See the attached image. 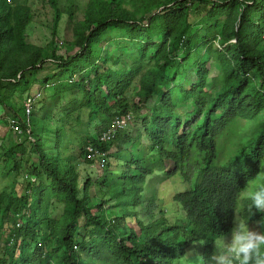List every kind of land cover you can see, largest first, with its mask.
Instances as JSON below:
<instances>
[{
  "label": "trees",
  "instance_id": "trees-1",
  "mask_svg": "<svg viewBox=\"0 0 264 264\" xmlns=\"http://www.w3.org/2000/svg\"><path fill=\"white\" fill-rule=\"evenodd\" d=\"M47 2L55 37L60 12L57 0ZM195 14L200 19L191 20ZM27 23L24 8L0 0V104H6V90H27L32 83L39 89L54 84V96L67 102L49 99L28 117L8 107L28 144L30 179L21 196L5 201L0 193V215L11 224L0 264H177L190 251L202 264L229 233L237 209L246 222L264 219V212L248 210L257 186L250 187L264 177V0H144L135 11L122 7V0H88L72 53L54 39L49 53L27 43ZM119 40L129 55L123 63L113 55L112 64L122 65L111 69L110 51L100 47ZM202 54L218 65L214 74ZM180 69L186 85L175 83ZM132 83L140 89L138 102H153L140 118L142 131H113L112 154L122 153V166L110 171L111 183L106 173L98 181L101 189L112 184L109 210L90 196L89 182L79 180L80 162L72 155L84 161L87 147L107 151L110 139L99 137L128 112L123 94ZM63 90L81 97L59 94ZM184 105L190 107L186 113H177ZM80 107L89 108L100 135L69 146L63 157L60 113L68 118ZM52 119L59 122L54 131ZM247 123L249 135L227 154L237 127ZM140 136L155 159L144 146L137 154L124 149V143L134 148ZM176 174L181 185L172 200L183 216L168 223L161 209L156 212L153 181ZM1 242L0 235V250Z\"/></svg>",
  "mask_w": 264,
  "mask_h": 264
},
{
  "label": "rangeland",
  "instance_id": "rangeland-1",
  "mask_svg": "<svg viewBox=\"0 0 264 264\" xmlns=\"http://www.w3.org/2000/svg\"><path fill=\"white\" fill-rule=\"evenodd\" d=\"M106 1V0H104ZM144 0H122V7L130 11H135L136 7L143 2ZM155 3H161L163 0H152ZM11 6H20L26 10L28 23L25 27L24 36L25 41L36 47H39L46 52H50L51 40L54 41L62 47H65L69 53H72L77 47V32L79 24L84 19V14L88 0H57V6L60 12V21L57 26V34L55 37L51 35V24L53 17V10L49 6L47 0H7ZM198 10L201 12L204 10V7H199ZM191 20L200 19L199 14L190 16ZM255 19H260V16L256 15ZM109 35L113 38L119 37L118 32L110 31ZM122 39V38H121ZM154 40L159 39V35L153 36ZM217 45V42L214 43ZM104 47L109 49V60L107 65L111 69H118L121 67L123 60L129 55L130 47L126 44L125 40H119V42L111 41L108 45H102L100 47L101 51L104 50ZM118 55L121 59L120 64H112L111 57L113 55ZM103 53L100 52L99 56L102 57ZM202 60L205 61L207 67L209 68V74H214L218 65L211 60H207V57L202 54ZM128 67H132L131 63L127 64ZM186 72L183 69H180V72L176 78L175 83H180L186 85L187 81L184 80ZM24 90V91H23ZM140 89L136 83H132L123 94V102L128 105V112L131 113V120L124 127L115 128V129H127L130 133H139L142 131L141 120L142 114L150 109L153 102V98L147 102H138L140 97ZM56 87L54 84H47L45 88H38L37 83H32L27 90H17V91H5V101L6 104H0V193L5 194V201H8L10 198L15 196H21L26 193L27 183L30 179L28 169L30 163L27 160L28 155L30 154L28 144L25 140V135L22 132L20 126H18L17 121L9 114L8 109L11 106L15 111L18 117H28L32 110L36 112L39 111V106L41 104H46L49 99H52V103L58 105L59 103L67 102L66 99H60L56 96ZM59 94L67 96L70 95L73 99H80V93L68 92L63 90ZM140 104V109L136 110L135 104ZM189 105H184L182 108L177 107L176 112L180 114H185L189 109ZM89 108L83 107L79 109H73L70 112L69 117L65 118V114L60 113L61 118V134L63 147L61 152L63 157L68 153V147L71 149L79 145L81 141H84L89 135L99 137V132L96 130L98 122L96 120H89L87 115ZM58 110L56 107L53 108L52 112L56 113ZM59 125L57 120L52 119V131L55 130V126ZM111 128V127H109ZM114 129V130H115ZM252 129V124L247 123L244 125H239L236 129L234 137L230 140L225 152L230 154L234 150L240 141L246 138L249 135V132ZM113 130V131H114ZM112 139V138H111ZM107 141V151L102 152L98 147L97 154L91 155L87 153L86 160L81 161V158L77 157L75 153L72 155V162H80L76 165V169L79 174V180L83 181L84 179L89 182V194L93 197L94 201L100 202L103 207H107L111 210V205L115 203V199L111 196V185H108L105 189H101L98 181H100L101 176L106 173L108 181L111 183L113 177L112 172H115L120 168L123 162L122 156L120 153L119 156L114 157L113 151L116 150L114 144ZM146 140H142V136L137 137L135 147H131L130 143H124L123 147L125 150L137 154L138 151L144 146L145 152L150 155L151 159H155L157 154L155 151H151L149 144L145 143ZM125 153V152H124ZM127 155V154H126ZM126 157H129V156ZM17 165V166H16ZM107 166V167H106ZM107 169L106 172L104 169ZM118 173V172H117ZM264 183V177L258 179L254 186H251V189H254L259 184ZM81 184V183H80ZM144 189V195L147 194L145 187L147 183L142 184ZM154 190L157 197V206L156 212L158 209L162 210L164 217L167 219L168 223L175 221L176 217H182L183 213L176 202L172 200V194L175 189L180 187L179 176L176 174L171 178L165 179L163 181L154 178L153 181ZM120 188V183L117 186ZM120 190V189H119ZM247 190V189H246ZM245 190V191H246ZM244 191V192H245ZM130 211L133 210L131 207L128 208ZM136 211L139 210V206L135 208ZM239 209L236 210L234 220L242 219ZM247 226L250 229L256 231L264 230V219L255 221V222H246ZM0 235H1V250L0 256L5 254V245H6V229L10 226V222L4 216L0 215ZM134 228L137 229V226L133 224ZM229 233L224 236L225 240L228 239ZM215 251V248L213 252ZM197 258L193 255V252L190 251L189 257H183L181 262L177 264H196Z\"/></svg>",
  "mask_w": 264,
  "mask_h": 264
},
{
  "label": "clouds",
  "instance_id": "clouds-1",
  "mask_svg": "<svg viewBox=\"0 0 264 264\" xmlns=\"http://www.w3.org/2000/svg\"><path fill=\"white\" fill-rule=\"evenodd\" d=\"M248 210L252 214L264 212V185H258L248 197ZM247 219L233 220L225 240L224 235L216 241L215 251L202 264H264V231L250 229Z\"/></svg>",
  "mask_w": 264,
  "mask_h": 264
},
{
  "label": "built area",
  "instance_id": "built-area-1",
  "mask_svg": "<svg viewBox=\"0 0 264 264\" xmlns=\"http://www.w3.org/2000/svg\"><path fill=\"white\" fill-rule=\"evenodd\" d=\"M130 119H131V113L130 112H127L123 116L115 117L114 120L112 121L111 128H109L106 131L102 132V134L100 135L99 139L101 141H106V140L111 139V137L113 136V130L115 128H118V127H120V128L124 127ZM87 151L91 155L97 154V149L92 148V147H87Z\"/></svg>",
  "mask_w": 264,
  "mask_h": 264
}]
</instances>
